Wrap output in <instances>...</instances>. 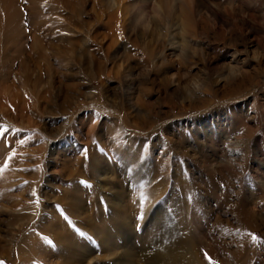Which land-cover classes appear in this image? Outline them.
Masks as SVG:
<instances>
[{
  "label": "rangeland",
  "instance_id": "1",
  "mask_svg": "<svg viewBox=\"0 0 264 264\" xmlns=\"http://www.w3.org/2000/svg\"><path fill=\"white\" fill-rule=\"evenodd\" d=\"M55 1L0 0V262L264 264V0Z\"/></svg>",
  "mask_w": 264,
  "mask_h": 264
},
{
  "label": "bare ground",
  "instance_id": "2",
  "mask_svg": "<svg viewBox=\"0 0 264 264\" xmlns=\"http://www.w3.org/2000/svg\"><path fill=\"white\" fill-rule=\"evenodd\" d=\"M57 2H59V4H62V5H67V6H69V7H72L73 9L75 8V5H74V3L73 2H71V0H56ZM55 1V2H56ZM194 2H195V0H189V3H190V5H194ZM4 4V3H3ZM192 10V9H191ZM228 11L227 12H229V15H233V14H235L236 12H237V8H232V9H227ZM7 101H8V99H7ZM246 216V215H245ZM246 219V218H245ZM14 234V233H13ZM5 245V244H4ZM5 247V246H4ZM6 248V247H5ZM209 250H210V248H209ZM0 254H2V255H5L3 252L2 253H0Z\"/></svg>",
  "mask_w": 264,
  "mask_h": 264
},
{
  "label": "snow or ice",
  "instance_id": "3",
  "mask_svg": "<svg viewBox=\"0 0 264 264\" xmlns=\"http://www.w3.org/2000/svg\"><path fill=\"white\" fill-rule=\"evenodd\" d=\"M12 155H15V153H12ZM250 235L252 237L253 243L261 240V238L260 237H257L255 234H250ZM0 264H3V262H0Z\"/></svg>",
  "mask_w": 264,
  "mask_h": 264
}]
</instances>
